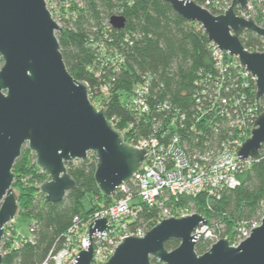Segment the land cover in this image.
Returning <instances> with one entry per match:
<instances>
[{"label": "trees", "instance_id": "16d2710c", "mask_svg": "<svg viewBox=\"0 0 264 264\" xmlns=\"http://www.w3.org/2000/svg\"><path fill=\"white\" fill-rule=\"evenodd\" d=\"M52 1L48 7L56 16ZM54 1L59 6L58 16L64 28L57 36L69 72L89 84L92 102L104 109L114 127L123 132L127 143L134 144L149 136L161 122L165 126L166 118L174 114L159 111L158 105L164 102L186 113V128L180 130V135L190 146L203 149L225 138L226 117H217L212 127H204V133L199 130L204 125L197 124L193 118L198 105L196 99L202 97L206 83L214 86L216 81H225L223 92L228 87V96H244L241 106L253 105L258 113L264 111V98L258 106L256 103L254 79L249 76V85L245 86L244 78L238 73L240 69L232 66L220 75L214 46L202 25L179 15L170 3L164 0H69L66 4ZM193 1L207 5L216 14L212 0L210 4L208 0ZM116 14L126 18L122 29L110 25L111 16ZM241 41L250 51H264L263 37L253 31H244ZM234 60L224 55L226 63ZM211 73L209 82L207 74ZM145 80L150 82L151 111L140 115L131 105V95L134 87ZM215 127L219 130L215 131ZM96 164V155L92 153L87 164L67 163L76 186L63 200L50 202L40 190L48 175L38 166L36 155L28 146L23 147L14 165L13 186L19 199L18 215L29 219L33 230L18 247L12 246L13 240L4 239L2 264H42L52 250L63 246L75 217L86 219L101 205L114 202L118 194L105 196L98 187ZM239 180L235 188L222 190L220 198L202 193L195 197L182 196L179 204H192L196 213L206 216L231 241L237 226L258 220L264 214V144L260 157L252 161ZM129 186L135 193L134 182L130 181ZM87 194H91L89 206L84 202ZM157 217V208L144 206L139 221L150 229ZM179 245L180 240L172 238L165 246L173 250ZM208 248L209 242L201 237L196 243L197 253L203 254ZM152 263L164 264L154 258Z\"/></svg>", "mask_w": 264, "mask_h": 264}, {"label": "water", "instance_id": "95a60500", "mask_svg": "<svg viewBox=\"0 0 264 264\" xmlns=\"http://www.w3.org/2000/svg\"><path fill=\"white\" fill-rule=\"evenodd\" d=\"M50 0H0V264L1 244L6 225L18 214V194L14 189L17 159L26 145L36 155L38 166L48 175L40 185L46 200H63L76 181L67 163L90 162L96 155L95 179L108 197L131 181L147 158L148 151L129 144L114 127L104 109L90 98L86 81L76 79L65 63L58 33L63 26L48 7ZM66 4L69 0H58ZM184 18L202 25L210 42L237 57L242 68L256 80L257 105L264 98V51H249L241 35L250 30L264 38V24L236 14L249 0H233L223 14L215 15L193 0H164ZM110 25L122 29L126 18L113 15ZM258 109V108H257ZM249 138L237 152L238 158L257 159L264 144V112L256 117ZM200 213L164 218L143 236H126L114 254L101 264H264V216L261 224L239 245L221 238L203 254L196 251L200 232L207 223ZM110 227L106 215L89 226V239ZM172 238L180 240L166 248ZM92 243L83 248L72 264H93Z\"/></svg>", "mask_w": 264, "mask_h": 264}, {"label": "built area", "instance_id": "2783aa9c", "mask_svg": "<svg viewBox=\"0 0 264 264\" xmlns=\"http://www.w3.org/2000/svg\"><path fill=\"white\" fill-rule=\"evenodd\" d=\"M232 1L212 0L216 10L215 15L225 13L232 5ZM210 3L211 1L208 0L207 4ZM203 7L207 8V5ZM207 9L211 11L209 8ZM235 11L240 17L253 18L260 26L264 24V0H249L247 8L237 7ZM256 18L260 21L258 22ZM212 44L214 46L213 54L217 61L216 68L220 75H224L231 66L234 69H240L238 73L244 78V85L248 86V77L251 74L242 68L239 59L221 51L216 44ZM225 54L235 58L230 63L232 65L224 61ZM207 75L210 82L213 75L212 73ZM251 77L256 85L255 78ZM224 85L225 81H216L214 86L213 84L211 86L210 83L205 84L202 97L196 99L198 105L193 118L197 124L204 125L199 129L200 132H203L206 128L212 127V123L217 117H226L228 134L225 138L203 149L190 146L188 141L180 135V130L186 128L184 123L186 113L178 108H172L167 102L158 105L159 111H169L174 115L166 118L165 126L162 122L159 123L158 126H154L152 134L138 139L133 144L148 151L147 158L131 180L137 186L136 192L134 193L130 188L129 181L116 191L115 194L121 193V195H117L112 204L101 205L86 219L75 217L65 235L66 240L63 246L59 250H52L42 264H72L76 260L77 254L83 248H88L91 243L94 247L93 264L104 263L114 254L116 247L124 237L133 234L143 236L149 230L146 224L139 221V214L144 206L158 209V217L154 221L156 224L171 216L195 213L192 204H179V198L182 196L195 197L205 193L210 197L220 198L222 190L235 188L240 182L239 176L250 167L254 160L253 158H238L237 152L245 140L250 137L251 131L255 127L256 117L262 112L258 113V109L253 105L241 106L244 96L241 98L236 95L228 96L226 92L229 89L227 87L223 92ZM149 93V80L134 87L131 105L140 115L151 111L148 103ZM259 103L260 101H258V105ZM96 107L102 109L99 106ZM194 128L198 127L195 125ZM218 130L219 128L215 127V131ZM105 215L110 221V227L105 232H95L90 240V224ZM263 216L264 214L260 219L249 224L237 226L235 236L229 241L231 245L237 246L248 238L252 229L261 224ZM11 224L12 222L6 225L2 243L4 239L6 241L13 240L12 246L18 247L28 236L20 233L14 234ZM32 230V228L29 229L30 232ZM196 232H200L198 240L203 237L209 242V248L221 238L228 239V235L223 236L208 221L198 227Z\"/></svg>", "mask_w": 264, "mask_h": 264}, {"label": "rangeland", "instance_id": "374dc122", "mask_svg": "<svg viewBox=\"0 0 264 264\" xmlns=\"http://www.w3.org/2000/svg\"><path fill=\"white\" fill-rule=\"evenodd\" d=\"M51 8L56 15V16L53 15L54 18L62 25L61 20L58 16L59 6L57 5V3L54 0L51 3ZM90 199H91V194H87L84 198V202H85L86 206H89ZM30 224H31V221L29 219L23 218L17 214L14 221H12L11 229L13 230L14 234L20 233L21 235L28 236L30 234V231H29ZM154 225H152V226H154ZM146 227L148 228V225H146Z\"/></svg>", "mask_w": 264, "mask_h": 264}, {"label": "bare ground", "instance_id": "6f19581e", "mask_svg": "<svg viewBox=\"0 0 264 264\" xmlns=\"http://www.w3.org/2000/svg\"><path fill=\"white\" fill-rule=\"evenodd\" d=\"M196 213V212H195Z\"/></svg>", "mask_w": 264, "mask_h": 264}]
</instances>
